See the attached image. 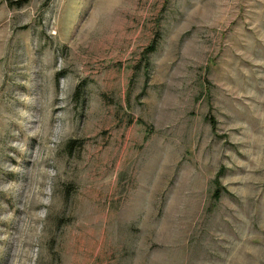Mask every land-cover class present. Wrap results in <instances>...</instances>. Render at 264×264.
Masks as SVG:
<instances>
[{
	"label": "rangeland",
	"instance_id": "374dc122",
	"mask_svg": "<svg viewBox=\"0 0 264 264\" xmlns=\"http://www.w3.org/2000/svg\"><path fill=\"white\" fill-rule=\"evenodd\" d=\"M0 264H264V0H0Z\"/></svg>",
	"mask_w": 264,
	"mask_h": 264
},
{
	"label": "trees",
	"instance_id": "16d2710c",
	"mask_svg": "<svg viewBox=\"0 0 264 264\" xmlns=\"http://www.w3.org/2000/svg\"><path fill=\"white\" fill-rule=\"evenodd\" d=\"M218 197H220L221 196V194H216Z\"/></svg>",
	"mask_w": 264,
	"mask_h": 264
}]
</instances>
